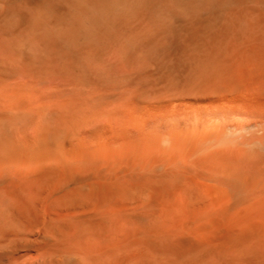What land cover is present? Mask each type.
<instances>
[{"label":"bare ground","instance_id":"6f19581e","mask_svg":"<svg viewBox=\"0 0 264 264\" xmlns=\"http://www.w3.org/2000/svg\"><path fill=\"white\" fill-rule=\"evenodd\" d=\"M0 264H264V0H0Z\"/></svg>","mask_w":264,"mask_h":264}]
</instances>
